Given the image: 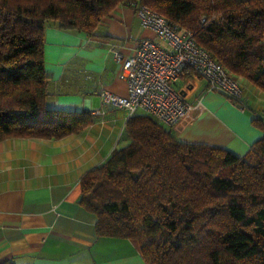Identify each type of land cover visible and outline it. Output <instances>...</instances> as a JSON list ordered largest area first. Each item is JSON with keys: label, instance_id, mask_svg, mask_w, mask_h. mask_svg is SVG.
Segmentation results:
<instances>
[{"label": "trees", "instance_id": "16d2710c", "mask_svg": "<svg viewBox=\"0 0 264 264\" xmlns=\"http://www.w3.org/2000/svg\"><path fill=\"white\" fill-rule=\"evenodd\" d=\"M119 4L159 12L264 91V0H0V140L59 139L93 123L89 111L47 105L44 33L93 34ZM252 121L262 136L238 156L128 117L126 145L80 179L96 235L136 239L147 264H264V120Z\"/></svg>", "mask_w": 264, "mask_h": 264}, {"label": "crops", "instance_id": "0c3cea01", "mask_svg": "<svg viewBox=\"0 0 264 264\" xmlns=\"http://www.w3.org/2000/svg\"><path fill=\"white\" fill-rule=\"evenodd\" d=\"M152 36L129 4L103 16L93 34L45 29L47 105L103 113L92 114L93 123L63 138L0 140V264H147L136 239L96 235L97 216L80 203V179L121 140L128 142L123 132L129 111L101 101L103 90L121 95L127 90L113 50L130 54ZM237 79L242 96L235 102L208 90L203 77L185 68L174 88L190 107L177 124L164 126L181 141L244 155L262 136L252 118L264 120V91Z\"/></svg>", "mask_w": 264, "mask_h": 264}, {"label": "built area", "instance_id": "2783aa9c", "mask_svg": "<svg viewBox=\"0 0 264 264\" xmlns=\"http://www.w3.org/2000/svg\"><path fill=\"white\" fill-rule=\"evenodd\" d=\"M134 9L140 25L150 29L153 36L142 38L130 54L113 50L117 76L125 80L127 90L122 95L103 90L104 105L125 108L130 115L142 110L159 123L172 127L190 107L174 88L185 68L203 77L208 90L225 94L235 102L240 100L239 80L198 45L190 31L178 29L148 6L136 5ZM102 113V110L92 111L94 115Z\"/></svg>", "mask_w": 264, "mask_h": 264}, {"label": "rangeland", "instance_id": "374dc122", "mask_svg": "<svg viewBox=\"0 0 264 264\" xmlns=\"http://www.w3.org/2000/svg\"><path fill=\"white\" fill-rule=\"evenodd\" d=\"M124 145H126V144H124L123 140H121V142H120V144H119V147H122V146H124Z\"/></svg>", "mask_w": 264, "mask_h": 264}]
</instances>
